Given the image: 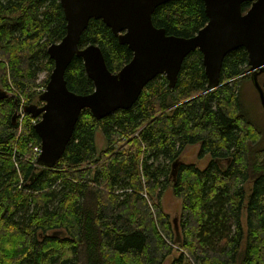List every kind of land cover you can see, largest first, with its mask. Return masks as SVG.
I'll return each mask as SVG.
<instances>
[{"label":"trees","instance_id":"16d2710c","mask_svg":"<svg viewBox=\"0 0 264 264\" xmlns=\"http://www.w3.org/2000/svg\"><path fill=\"white\" fill-rule=\"evenodd\" d=\"M152 20L167 34L190 37L208 15L203 0H170ZM66 24L60 0H0V85L11 89L0 99V264H165L170 256V264H264L262 133L239 90L253 79L247 50L225 56L216 87H208L196 49L174 86L158 75L128 109L102 119L82 110L49 167L31 159L41 145L38 118L21 121L19 111L43 103L37 88L54 67L47 49ZM92 43L112 72L133 57L102 19H91L81 35L80 47ZM65 78L76 93L95 88L80 56ZM258 81L264 91V70ZM191 144L199 145L198 158L211 157L207 166L180 159ZM169 184L182 200L176 219L162 204Z\"/></svg>","mask_w":264,"mask_h":264},{"label":"water","instance_id":"95a60500","mask_svg":"<svg viewBox=\"0 0 264 264\" xmlns=\"http://www.w3.org/2000/svg\"><path fill=\"white\" fill-rule=\"evenodd\" d=\"M168 1L60 0L67 21L66 34L47 49L54 67L45 91L39 95L43 103L25 105L28 113L38 117L34 127L41 139L40 163L49 167L58 163L82 110L90 109L102 119L119 109H128L158 75H166L174 86L184 59L196 49L203 54L208 87L213 88L219 84L225 56L244 47L264 106V91L257 77L264 70V0H203L208 22L190 37L167 34L165 28L154 25L152 14ZM246 1L251 5L244 12L242 5ZM93 18L102 19L119 41L133 50L132 59L118 72L108 68L97 44L79 45ZM75 55L82 57L86 74L94 83L91 93L79 94L68 88L65 71ZM9 95L0 85V99ZM173 169L175 173L176 165ZM60 233L65 235L54 231Z\"/></svg>","mask_w":264,"mask_h":264},{"label":"rangeland","instance_id":"374dc122","mask_svg":"<svg viewBox=\"0 0 264 264\" xmlns=\"http://www.w3.org/2000/svg\"><path fill=\"white\" fill-rule=\"evenodd\" d=\"M46 76L45 72L40 74L41 78ZM260 77V74L257 75ZM10 92V88H8ZM39 90V89H37ZM240 100L242 103V108L247 116L257 125V127L261 130L262 137L258 146L260 149H264V106L261 102L259 92L254 84L253 79L246 78L240 84ZM22 120V119H21ZM96 142L98 147L101 149L104 146V137L102 133L99 131L96 136ZM198 144H191L187 146L181 154L180 159L183 162L187 163H195L200 167H205L211 160L209 155H206L203 158H198ZM256 147H254L255 149ZM254 161V160H253ZM182 200L176 197L173 193V186L169 184L166 188L162 200L163 208L166 212H168L172 219H176L180 216ZM172 256H170L165 264H170ZM81 264V263H79Z\"/></svg>","mask_w":264,"mask_h":264},{"label":"built area","instance_id":"2783aa9c","mask_svg":"<svg viewBox=\"0 0 264 264\" xmlns=\"http://www.w3.org/2000/svg\"><path fill=\"white\" fill-rule=\"evenodd\" d=\"M37 89H39L40 92H44L45 89H46V86H39ZM23 107H24V105L23 106L21 105V108H20V111H19V116H20L19 119L20 120L23 119V117L25 115V113L23 111ZM41 149H42L41 145H37V146L34 147V153H32V156H31L32 161H36L35 157H37V161H38V157H39V155L41 153ZM33 157H34V159H33Z\"/></svg>","mask_w":264,"mask_h":264},{"label":"bare ground","instance_id":"6f19581e","mask_svg":"<svg viewBox=\"0 0 264 264\" xmlns=\"http://www.w3.org/2000/svg\"><path fill=\"white\" fill-rule=\"evenodd\" d=\"M42 102H43V101H42ZM27 105H29V104H27ZM23 111H24L25 115H26V114L31 115L30 113H28V112L25 110V105H24V107H23ZM25 115H24V116H25ZM23 118H24V117H23ZM36 118H38V117H36ZM37 121H38V120H37Z\"/></svg>","mask_w":264,"mask_h":264}]
</instances>
